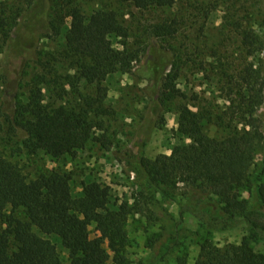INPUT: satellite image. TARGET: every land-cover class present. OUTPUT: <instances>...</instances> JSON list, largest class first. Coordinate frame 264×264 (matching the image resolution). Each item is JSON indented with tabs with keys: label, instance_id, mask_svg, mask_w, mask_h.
I'll return each mask as SVG.
<instances>
[{
	"label": "trees",
	"instance_id": "1",
	"mask_svg": "<svg viewBox=\"0 0 264 264\" xmlns=\"http://www.w3.org/2000/svg\"><path fill=\"white\" fill-rule=\"evenodd\" d=\"M22 1L24 9L20 7L15 14L0 8L2 48L10 46L14 36L19 43L24 33L33 36L35 28H28L33 22L36 28L58 32L70 18V24L64 26L66 47L82 79L101 86L117 71L132 72L139 60V55L125 46L130 32L117 11L96 9L87 14L79 5L65 7L63 0ZM119 1L140 10L170 8L177 2ZM243 2L245 12L260 6V17L236 15L227 24L248 57L260 54L258 61L220 67L219 82L224 84L228 102L222 112L213 113L196 104L180 106L178 133L187 137L188 143L177 145L170 155L155 161L144 155L129 158V169L140 187L134 207L118 206L111 188L100 182L84 184L75 196L72 175L54 169L29 178L0 156V264H132L127 255L128 221L131 215L145 212L149 206L145 199L155 193L164 197L179 193L183 197L180 214H190L205 229L224 232L243 222L250 228L251 235L238 245L221 248L210 238H202L194 264H264V254L252 246L253 239L264 241V227L251 217L264 208V0ZM152 28L151 34L157 38L175 36L177 31L171 24ZM114 38L122 40V47L114 45ZM166 52L150 45L147 54L152 58L140 63V74L154 80L151 97L156 108L166 100L183 101L188 96L177 83L182 59L176 57L167 72L170 60ZM17 97L18 93L10 96L11 110L6 116L29 136L34 152L43 151L56 160L76 158L89 141L108 150L110 137L89 112L65 106L49 108L41 90H33L28 102L18 109ZM105 97L104 93L101 99ZM205 123L216 126L220 135L208 136ZM260 155L261 162L256 164ZM93 231L97 243L91 239ZM176 233L179 236V229ZM58 243L67 256L61 254ZM156 250L151 247V254L137 264H159ZM170 259L190 264L173 248L164 256L165 261Z\"/></svg>",
	"mask_w": 264,
	"mask_h": 264
},
{
	"label": "rangeland",
	"instance_id": "2",
	"mask_svg": "<svg viewBox=\"0 0 264 264\" xmlns=\"http://www.w3.org/2000/svg\"><path fill=\"white\" fill-rule=\"evenodd\" d=\"M254 1L250 0L251 3ZM63 2L65 7L79 5L87 14L96 9L117 11L130 32L125 46L139 55V60L133 64L132 72L117 71L101 86L82 79L75 59L66 47L64 26L70 24V18L59 26L58 32L36 28L33 22L28 26L35 28L33 36L24 33L20 43L14 36V42L5 48L0 43V156L17 165L29 178L54 169L72 175L75 196L80 194L84 184L100 182L111 188L113 201L118 206L128 204L132 208L140 187L135 183L136 175L129 169L127 161L132 156L141 158L143 155L155 161L170 155L177 145L190 141L178 133L180 106L196 104L213 113L226 109L227 94L223 91L224 84L219 82L218 70L226 64L238 66L244 62H257L260 57V54L246 55L227 20L236 15L258 19L260 6L245 12L243 0H177L170 8L140 10L119 0ZM24 4L22 0H0V8L8 9L6 14H15L20 7L24 9ZM159 24H171L177 28L176 35L152 36V27ZM120 41L114 38V45L122 47ZM150 45L167 51L170 60L167 72L176 57H181L183 68L177 83L188 95L187 99L166 100L159 108L153 104L154 80L139 71L140 63L152 58L147 54ZM33 90H41L44 104L49 108L65 106L89 112L94 122H101L110 137L108 150L89 141L80 148L76 158L56 160L43 151L34 152L29 136L6 116L11 110L12 94L18 93V109L28 102ZM104 93L106 97L101 99ZM3 101H6L4 106ZM204 128L210 137L220 135L213 124L205 123ZM100 133L97 130V134ZM261 159L262 156H258L256 164H260ZM242 194L247 196L245 192ZM145 200L149 203L145 212L131 215L127 225L130 238L127 255L132 264L148 257L153 246L157 248L159 264H176L172 259L164 260L172 248L173 252L194 264L200 256L202 238H210L216 246L223 248L238 245L244 237L251 235L245 222L229 231L214 232L202 227L190 214L182 216L179 203L183 202V197L179 193L168 197L155 193V197ZM251 217L264 227V208ZM185 234L187 237L183 241ZM97 238L93 231L91 239L94 243ZM179 241L183 244L179 245ZM57 245L61 254L67 256V250L59 243ZM252 246L264 254V241L253 239Z\"/></svg>",
	"mask_w": 264,
	"mask_h": 264
}]
</instances>
